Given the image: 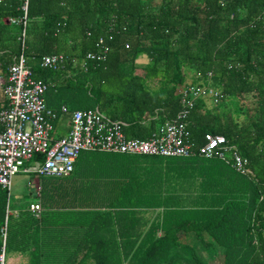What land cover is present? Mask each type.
Segmentation results:
<instances>
[{"label":"trees","instance_id":"1","mask_svg":"<svg viewBox=\"0 0 264 264\" xmlns=\"http://www.w3.org/2000/svg\"><path fill=\"white\" fill-rule=\"evenodd\" d=\"M23 1L0 0L1 76L22 51L31 75L47 83V106H96L125 120L126 135L144 137L181 108L177 89L190 73L191 83L222 93L188 108L193 150L203 132L222 134L249 173L197 154L82 151L68 175L38 177L35 217L28 208L11 213L0 187L4 259L207 264L203 250L220 264H264V0H25L24 10ZM111 19L117 31L103 61H86L84 71L69 60L57 69L38 65L44 53L82 58ZM141 54L146 61L136 64Z\"/></svg>","mask_w":264,"mask_h":264},{"label":"built area","instance_id":"2","mask_svg":"<svg viewBox=\"0 0 264 264\" xmlns=\"http://www.w3.org/2000/svg\"><path fill=\"white\" fill-rule=\"evenodd\" d=\"M21 7L25 9V0ZM3 21L21 22L22 25L25 22L13 18ZM114 31L117 28L111 19L105 35L98 36L94 41V50L86 52L82 58L67 59L62 52L44 53L40 55L38 65L57 69L69 60L71 67L77 66L84 71L86 61L101 62L105 59L109 50L106 40L111 39ZM20 36L23 37V30ZM124 46L127 44L124 43ZM46 87L45 81L31 75L22 51L7 66L6 75H0V92L5 99V105L0 109L1 188L8 190L10 177L18 171L38 177L68 175L82 151L163 157H189L197 154L207 158L218 157L236 172L249 173L247 159L222 134L203 132L202 141L193 150L185 119L188 108L193 105L196 97H203L213 103L220 101L222 93L218 88L191 82L180 85L177 90L181 93V108L175 116L158 124L146 136L137 137L126 135L125 120L111 118L96 106L73 110L64 104L56 109L47 106L43 97ZM60 117V126L66 125L67 130L65 134L56 135L53 123ZM141 123L146 122L142 120ZM32 184L34 194L38 196L39 183L34 180ZM27 208L35 217L39 214L40 204L35 200ZM7 214L6 209L4 221ZM3 242L4 227L1 229L0 264H5Z\"/></svg>","mask_w":264,"mask_h":264},{"label":"rangeland","instance_id":"3","mask_svg":"<svg viewBox=\"0 0 264 264\" xmlns=\"http://www.w3.org/2000/svg\"><path fill=\"white\" fill-rule=\"evenodd\" d=\"M153 3H158L160 0H152ZM5 20V19H4ZM146 59L141 54L135 59L136 64H141L145 62ZM136 72H142L141 67H137L135 69ZM187 79L186 83L191 82L192 76L190 73H187ZM209 105V104H208ZM56 133L58 134H65L66 131L59 129L57 125L54 126ZM38 179V176L32 175L30 173H22V172H16L10 177V186L7 190V199H8V206L9 209L11 208H19L23 209L25 208L30 202L35 200L36 195L34 194V185L32 184V180ZM39 183V180H38ZM152 216V214H151ZM196 247H199V244L196 243ZM198 249V248H197ZM178 256L187 257V253L183 250H180L177 252ZM199 256L202 258V260L205 261L207 264H220L219 259L217 257H213L212 259H207L206 253L202 250L201 254ZM8 255H5V264H7ZM8 264H12L11 262Z\"/></svg>","mask_w":264,"mask_h":264},{"label":"crops","instance_id":"4","mask_svg":"<svg viewBox=\"0 0 264 264\" xmlns=\"http://www.w3.org/2000/svg\"><path fill=\"white\" fill-rule=\"evenodd\" d=\"M138 73H142V72H138ZM61 119H62V117H60L58 120H55L54 123H53V126L57 125V127H59V129L66 131L67 130V126L66 125L64 127L63 126H60V123L58 122ZM54 134L61 135V134L56 133V130H55ZM34 180L38 183V180L39 179H34ZM34 180H32V181H34ZM35 200H38V196L35 197ZM35 200L32 201V202H35ZM38 202H39V200H38ZM27 207H28V205L25 208H27ZM9 210H10L11 213H14L15 214V212H17L18 210H22V209H19V208H11ZM9 210H8V213H9ZM7 260H8L7 264L10 263V262L12 264H28L27 256L24 255V254H20V253H10V254H8Z\"/></svg>","mask_w":264,"mask_h":264}]
</instances>
